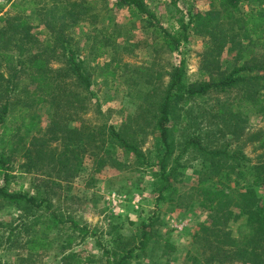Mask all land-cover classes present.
<instances>
[{
    "label": "trees",
    "instance_id": "trees-1",
    "mask_svg": "<svg viewBox=\"0 0 264 264\" xmlns=\"http://www.w3.org/2000/svg\"><path fill=\"white\" fill-rule=\"evenodd\" d=\"M6 1L18 15L0 17V23L7 25L0 28V169L6 180L0 187V212L5 207L25 211L20 225L9 226L6 244L15 241L14 246L30 257L53 251L58 246L51 232L65 224L51 212L52 202L41 191L35 196L7 191L8 170L16 159L24 161L21 167L28 173L53 168L59 173L55 175L64 173L66 178L81 171V157H88L96 171L118 166L120 155L136 169L154 168L140 143L151 128L162 148L159 170L153 174L157 203H165L172 213L196 206L207 215L192 235L199 249L190 257L192 264H264V130L241 141L247 115L264 118V0H212L210 10L189 12L188 21L180 9L186 0H166L172 9L169 20L175 25L161 31L159 46L174 51L187 44L192 33L206 38L200 78L187 77L185 61L173 66L169 80L144 93L137 114L119 129L84 118L96 94L88 55H82L75 29L83 22L103 21L107 12L99 8L100 0ZM118 4L140 15L150 28L162 30L159 20L151 21L154 15L146 0H118ZM29 8L36 9L50 32L43 43L29 34L24 16ZM110 45L102 39L86 46L91 54L106 55ZM225 50L230 57L226 61L222 60ZM118 68L119 62L111 59L105 64L104 79L115 78ZM137 72L146 69L139 67ZM212 101L210 108L193 115L196 106ZM43 109L48 115L46 125L39 117ZM97 114L104 116L100 109ZM73 121L82 128H71ZM248 144L262 151L255 162L244 152ZM194 154L203 166L188 194H179L178 179L184 177L183 170L193 168L182 160ZM160 221L155 212L129 237L116 227L111 240L97 243L104 263L143 264L155 259L163 264L161 258L175 249L170 238L157 232ZM72 228L82 239L96 235L87 227L73 224ZM158 246L162 257L156 255ZM98 261L96 255L83 260L78 253L64 258V264Z\"/></svg>",
    "mask_w": 264,
    "mask_h": 264
},
{
    "label": "rangeland",
    "instance_id": "rangeland-1",
    "mask_svg": "<svg viewBox=\"0 0 264 264\" xmlns=\"http://www.w3.org/2000/svg\"><path fill=\"white\" fill-rule=\"evenodd\" d=\"M146 3L154 15L152 22L159 20L161 29H153L141 20L126 6H120L118 0H100L99 8L106 10L103 21L92 25L83 22L75 29V35L81 38L80 48L83 56L88 55V66L93 73V92L96 98L90 104V110L84 118L101 124L107 122L119 129L122 124L131 116L137 114V108L142 103L144 93H147L152 86L158 87L162 82L169 80L168 73L173 66H178L182 61L186 63L187 77L191 80H198L206 52V38L192 33L190 41L179 49L170 51L160 45V33L164 30H171L175 22L170 19L171 8L166 5V0H146ZM212 7V0H186L180 5L185 12L188 21V13L206 12ZM18 15L10 8L6 0H0V17ZM26 16L29 34L39 42H45L50 38L48 28L43 24V19L38 15L36 9L29 8ZM6 24L0 23V28ZM7 27V25H6ZM92 38L88 41L87 38ZM106 40L111 43L108 47L109 54H91L87 48L91 44ZM96 41V42H95ZM89 42L90 44H86ZM87 45V46H86ZM2 53L7 51H1ZM230 57L225 50L222 60ZM111 59L119 62L120 68L116 69L115 78L104 79L105 64ZM116 65V64H115ZM146 69L140 74L138 68ZM9 72L2 68L1 70ZM24 77L22 78L21 90H23ZM18 82V81H17ZM7 83H3L5 87ZM234 95L230 96L231 98ZM226 100L228 97H222ZM1 105V103H0ZM213 101L201 104L202 108H194V116L205 108H210ZM100 109L104 116L97 114ZM47 110L40 112V119L46 125ZM247 124L241 141H244L249 134L264 130V118L259 115L248 114ZM71 128L81 129L82 124L77 121L70 123ZM144 128H146L144 126ZM140 140L141 148L149 160L155 165L154 168L136 169L134 166L125 164L124 156L120 155L118 166L106 165L98 171L93 167L88 157H81V171L70 178L64 173L56 170L44 169L30 173L22 169L24 161L16 159L8 170L10 184L7 191L10 193L26 192L35 196L39 191L48 196L52 202L51 212L65 222L51 232V237L56 240V247L50 252H44L37 256L30 257L24 249L6 244V238L10 234L9 226L17 227L23 222L25 211L14 207H5L0 212V264H64V258L68 254L78 253L87 259L90 255H96L100 260L94 264H105L103 251L97 245L98 242L107 243L114 237V229L120 226L121 234L129 237L135 233L138 226L151 217L155 212L159 213L161 221L156 226L160 235L170 238L174 251L171 255L162 257V246H158V254L163 264H192L190 257L196 254L199 249L194 245L192 235L200 222L207 219V215L198 210L196 206L187 209L177 208L173 213L165 203H157V194L154 192V172L159 170V155L161 145L158 135L153 134L151 128ZM182 139V135H178ZM229 137H231L229 135ZM253 144H248L244 152L252 162H255L262 153L256 151ZM196 155L185 156L182 160L186 166L193 168L183 170L184 177L178 179L176 187L179 194H188L189 189L195 185L198 171L203 166L201 160H196ZM74 174V173H73ZM5 172L0 169V187H5ZM72 220V222H68ZM67 222V223H66ZM134 223V225H131ZM73 224L78 227H87L89 235L82 239L78 230H73ZM238 225L235 226L237 229ZM17 236L24 239V235ZM17 236L13 237L14 239ZM156 249V250H157ZM157 259V258H156ZM143 264H156L155 259L145 260Z\"/></svg>",
    "mask_w": 264,
    "mask_h": 264
}]
</instances>
